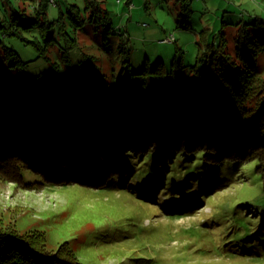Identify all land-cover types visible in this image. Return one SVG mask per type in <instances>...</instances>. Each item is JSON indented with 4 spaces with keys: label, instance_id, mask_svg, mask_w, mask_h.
I'll use <instances>...</instances> for the list:
<instances>
[{
    "label": "rangeland",
    "instance_id": "rangeland-1",
    "mask_svg": "<svg viewBox=\"0 0 264 264\" xmlns=\"http://www.w3.org/2000/svg\"><path fill=\"white\" fill-rule=\"evenodd\" d=\"M47 3L48 18L62 12L79 42L71 52L74 66L87 54L100 73L90 120L77 114L72 71L59 52L63 38L50 48V59L33 44L5 38L27 64L0 78V104L28 107L37 133L70 142L107 134L117 120H138L147 100L162 109L176 94L196 89V69L204 68L201 30L209 29L215 43L225 34L233 52L238 26L264 19V0H104L112 25L106 34V26L87 22L75 30L69 23L68 9L75 4L83 14L84 0ZM35 6L38 0H0V20L12 8L33 16ZM183 13L188 28L179 26ZM257 64L264 77V52ZM158 65L164 77L142 74ZM53 96L75 114L59 120ZM177 155L149 170L139 162L101 188L53 184L29 169L22 181L0 178V227L43 233L52 251L68 243L80 264H264L258 160L212 163L200 153Z\"/></svg>",
    "mask_w": 264,
    "mask_h": 264
},
{
    "label": "trees",
    "instance_id": "trees-1",
    "mask_svg": "<svg viewBox=\"0 0 264 264\" xmlns=\"http://www.w3.org/2000/svg\"><path fill=\"white\" fill-rule=\"evenodd\" d=\"M82 14L77 5L67 11V19L75 30L90 22L99 28L112 29L110 11L104 0H84ZM47 0H38L34 14L12 8L10 17L0 20V78L8 79L14 70L24 69L18 51L5 38L18 37L33 44L39 56L50 59V48L63 38L61 58L72 71L73 100L79 105L77 114L90 120L95 96V77L100 73L90 64L89 55L74 66L71 52L78 40L67 30L64 15L50 20ZM179 18V26L189 27L187 14ZM55 23H59L56 24ZM26 33V35H25ZM209 29L200 31L205 51L202 71L196 69V89L175 95L162 109L146 101L136 121H115L113 129L93 138L81 136L70 142L37 133L26 106L0 104V178L17 182L23 171L31 170L58 185L78 183L101 188L122 173H129L137 163L143 169L179 155H195L212 163L258 160L257 170L264 183V77L257 58L264 52V19L240 24L233 52L227 49L225 34L218 43L211 41ZM129 61V57L125 60ZM181 68L184 65H180ZM166 70L144 69L142 74L164 77ZM54 112L63 121L66 109L57 96L50 100ZM95 133V131L93 130ZM0 264H80L68 243L57 251L47 247L43 233L21 232L13 226L0 227Z\"/></svg>",
    "mask_w": 264,
    "mask_h": 264
},
{
    "label": "built area",
    "instance_id": "built-area-1",
    "mask_svg": "<svg viewBox=\"0 0 264 264\" xmlns=\"http://www.w3.org/2000/svg\"><path fill=\"white\" fill-rule=\"evenodd\" d=\"M174 40V36L172 35V36H169V37H167L166 39H165V41H167V42H172Z\"/></svg>",
    "mask_w": 264,
    "mask_h": 264
}]
</instances>
